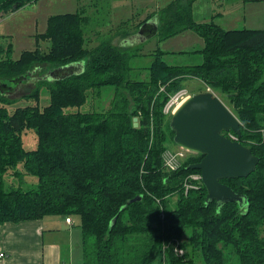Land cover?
<instances>
[{
	"label": "trees",
	"instance_id": "obj_1",
	"mask_svg": "<svg viewBox=\"0 0 264 264\" xmlns=\"http://www.w3.org/2000/svg\"><path fill=\"white\" fill-rule=\"evenodd\" d=\"M37 1L0 0V18ZM196 1L175 0L161 10L158 36L168 40L192 31L204 46L153 51L144 79L130 78L129 48L114 40L88 46L79 13L49 19L47 32L38 37L50 42L47 51L37 48L13 60L9 45L0 59V84L34 80V90L22 99L38 102L45 90L50 102L10 110L19 100L0 91L1 224L78 217L83 264H264V28L226 30L214 20L196 22ZM186 54L201 61L177 65L163 59ZM78 62H85L79 74L48 76ZM190 79L218 94L240 120L239 141L259 158L247 178L221 181L247 196V213L237 203L219 210L216 202L207 205L202 181L199 189L185 192V181L201 174L189 166L204 155L189 153L175 172L164 167V152L176 144L172 115L163 110ZM104 95L112 104L97 110L91 104ZM30 130L38 139L33 150L23 142ZM177 241L182 257L175 253Z\"/></svg>",
	"mask_w": 264,
	"mask_h": 264
},
{
	"label": "rangeland",
	"instance_id": "obj_2",
	"mask_svg": "<svg viewBox=\"0 0 264 264\" xmlns=\"http://www.w3.org/2000/svg\"><path fill=\"white\" fill-rule=\"evenodd\" d=\"M172 1L175 0H38L26 4L14 12L4 13L0 18V59L6 57L9 45L12 48L10 54L13 60H18L23 52H33L37 48L47 51L50 42L38 39V37L47 32L51 17L64 14H81L85 18L84 31L87 35V44L89 47H97L101 43L112 42V40L116 43L119 36L122 37L119 40H127L129 37L124 38L127 33L136 32L140 22L157 18L156 15ZM214 16H216L215 19ZM192 17L196 22L203 23L214 20L226 30L263 29L264 0H197L192 6ZM160 39L161 37L157 34L154 38L134 47L116 43L121 47L129 48L127 51L132 67L131 79L137 80L147 77L146 72L149 74L147 68L152 62L150 54L158 46L157 50L173 52L199 50L204 46L203 39L192 31H187L168 40L161 39V41ZM163 59L177 65H196L201 61L198 55L191 56L188 54L170 55L168 57L165 55ZM78 63L85 65V62ZM31 82L34 80H31L28 86L19 83L20 86L18 85L14 92L9 93L10 100H19L13 107H9L10 110L21 105L34 106L39 104L40 108L49 105L50 98L45 90L41 91L38 102L33 99H22L34 90ZM19 87L20 90L18 91ZM183 88L190 97L202 92L214 93L212 89L207 88L198 79H190L185 82ZM92 94L90 93V96ZM214 94L218 95L217 93ZM90 96L87 105L82 108L84 111L89 110ZM107 99L105 95L96 97L91 105H94L97 110H103V105L108 109L112 100ZM23 142L27 150L36 149L38 144L36 133L31 130L26 131L23 134ZM167 150L177 152L178 150L183 151V148L173 144ZM71 218L77 227L80 224V219L75 216Z\"/></svg>",
	"mask_w": 264,
	"mask_h": 264
},
{
	"label": "water",
	"instance_id": "obj_3",
	"mask_svg": "<svg viewBox=\"0 0 264 264\" xmlns=\"http://www.w3.org/2000/svg\"><path fill=\"white\" fill-rule=\"evenodd\" d=\"M21 7V4H17ZM15 6V7H16ZM159 21L151 19L143 23L139 30L129 37L128 43L142 44L158 34ZM83 63L70 64L49 73L52 80H62L82 72ZM26 78L13 80L14 86L0 84L2 93H12L17 84ZM138 118L134 126L138 127ZM170 127L174 131L175 144L191 153L204 155L199 163L189 169L201 171L202 182L207 189L206 204L217 203V209L228 203H237L241 211H249L247 196L236 193L230 186L222 183L225 179L247 178L255 172L259 158L251 149L239 141L229 139L224 133L233 132L242 136L238 117L213 92L197 93L186 99L172 114ZM141 200L136 197L127 204ZM114 219L113 224L116 222Z\"/></svg>",
	"mask_w": 264,
	"mask_h": 264
},
{
	"label": "crops",
	"instance_id": "obj_4",
	"mask_svg": "<svg viewBox=\"0 0 264 264\" xmlns=\"http://www.w3.org/2000/svg\"><path fill=\"white\" fill-rule=\"evenodd\" d=\"M121 38L116 43L137 46ZM71 220L69 223L62 216H46L0 223V264H83L82 232Z\"/></svg>",
	"mask_w": 264,
	"mask_h": 264
},
{
	"label": "built area",
	"instance_id": "obj_5",
	"mask_svg": "<svg viewBox=\"0 0 264 264\" xmlns=\"http://www.w3.org/2000/svg\"><path fill=\"white\" fill-rule=\"evenodd\" d=\"M190 96L186 90H180L176 94L170 97L169 101L164 107V114L171 116L176 109ZM229 139L233 141H239V137L234 134L233 132H229V136H227ZM240 142V141H239ZM187 153H191L187 150L183 151H168L166 150L163 154V164L166 170L170 172H175L179 169V167L182 165L183 159L187 156ZM193 181V182H190ZM195 181V182H194ZM202 181L201 174H192L188 180L185 181V192L188 193L192 189H199V184L198 182ZM67 222L71 223V218L66 219ZM175 253L177 256H184L185 255V250L184 248L181 247L180 241H177L176 246H175Z\"/></svg>",
	"mask_w": 264,
	"mask_h": 264
},
{
	"label": "flooded vegetation",
	"instance_id": "obj_6",
	"mask_svg": "<svg viewBox=\"0 0 264 264\" xmlns=\"http://www.w3.org/2000/svg\"><path fill=\"white\" fill-rule=\"evenodd\" d=\"M2 83H4V82H2ZM9 86H14V84L13 85H10L9 83H7ZM17 85H19V84H17ZM20 85H24V86H28V82H26V81H23L22 83H20ZM19 85V86H20ZM20 90V87L18 88V91ZM13 92V91H12ZM7 94V93H6ZM9 95V94H8ZM226 136H229V133H224ZM243 144V143H242ZM244 145V144H243ZM244 146H246V145H244Z\"/></svg>",
	"mask_w": 264,
	"mask_h": 264
}]
</instances>
